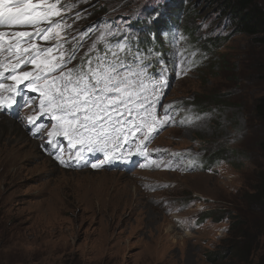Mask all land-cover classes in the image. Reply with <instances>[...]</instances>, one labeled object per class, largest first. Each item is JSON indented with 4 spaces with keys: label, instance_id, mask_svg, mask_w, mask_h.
<instances>
[{
    "label": "rangeland",
    "instance_id": "obj_1",
    "mask_svg": "<svg viewBox=\"0 0 264 264\" xmlns=\"http://www.w3.org/2000/svg\"><path fill=\"white\" fill-rule=\"evenodd\" d=\"M119 1L59 0L61 16L53 18L63 25L56 30L63 37L59 43L65 35L86 42L96 35L90 48L97 49L115 36L144 39L151 29L162 33L180 7L175 0ZM198 1L185 0L188 7L198 3L199 16L180 24L195 33L186 36L178 27L166 37L167 61L157 73L167 84L155 111L162 118L168 109L172 122L150 148L154 160L142 168L130 173L61 168L30 128L47 115L40 103L45 98L28 90L29 81L18 86V95L0 90L5 101L0 123L13 121L28 136L22 141L18 134L0 132V264H210L205 255L225 245L230 227L264 224L254 205L244 203L264 171V125L253 113L255 100L264 95V47L234 35L205 53L208 39L229 36L232 28ZM157 10L162 18L152 19ZM100 11L108 22L93 21ZM16 30L35 33L32 26ZM34 42L47 48L58 40ZM61 52L67 58L71 50L49 56ZM7 57L5 52L0 61L10 63ZM10 73L9 68L5 77ZM159 78L147 75L145 82L151 88ZM1 83L16 87L12 80ZM9 97L15 101L10 108ZM49 159L53 164L46 165ZM211 211L223 220L200 224ZM261 250L264 254V238ZM231 261L219 264H235Z\"/></svg>",
    "mask_w": 264,
    "mask_h": 264
},
{
    "label": "snow or ice",
    "instance_id": "obj_2",
    "mask_svg": "<svg viewBox=\"0 0 264 264\" xmlns=\"http://www.w3.org/2000/svg\"><path fill=\"white\" fill-rule=\"evenodd\" d=\"M58 4L59 0H0V29L14 26L35 28L34 34L29 31L0 30V55L7 52L10 62L0 61V79L12 80L16 85L12 87L0 83V90L7 87L8 91L18 95V86L29 81L26 85L28 90L39 91L45 98L40 102L41 111H47L51 119L57 121L59 131L54 129L56 135H62L70 143H87L89 151L95 150V145L109 159L106 150L109 145L115 151L121 143H131L129 137L135 140L139 134L136 148L146 156L147 142L161 127L172 122L168 109H165L162 118H158L155 111V105L167 84L163 73L159 84L154 83L149 88L144 69L135 71L117 52H111L112 59H108V53L103 57L97 55L95 60L89 55L73 68H68V64L74 59L75 50L67 58L63 52L55 57L49 56L54 50L63 48V44L59 43L63 37L56 31L62 30L63 25L53 19L61 16ZM162 16L163 13L157 10L152 14V19ZM44 22L48 27H38ZM6 36L9 41L5 40ZM37 38L57 39L58 43L54 47L43 48L34 42ZM124 50L122 47L121 51ZM13 59L14 62H11ZM27 65L35 68V74L28 70L18 73L19 68ZM9 68L11 73L5 77V71ZM41 82L43 86H40ZM4 102V98H0V107ZM13 103L15 101L9 97L8 107ZM29 122H33L32 118H29ZM179 123L183 126L186 121ZM54 132H49V137ZM48 143L51 145L54 142L50 139ZM128 152L131 155L132 149L129 148ZM96 166L92 165L94 168Z\"/></svg>",
    "mask_w": 264,
    "mask_h": 264
},
{
    "label": "trees",
    "instance_id": "obj_3",
    "mask_svg": "<svg viewBox=\"0 0 264 264\" xmlns=\"http://www.w3.org/2000/svg\"><path fill=\"white\" fill-rule=\"evenodd\" d=\"M70 1L76 4L79 0ZM123 1L125 0H120L119 4ZM198 2H202L208 9L218 13L220 18H225L232 28L229 36L222 38L218 36L208 39L209 45L203 48L205 53L209 54L218 50L234 35H245L252 38L257 45L264 47V5H262L260 0H199ZM174 3L180 7L173 9V14L166 21L163 32H160V27L151 29L148 31V36L144 39L140 36L128 37L126 35L112 37L97 49H91L90 47L96 35H92L88 42L85 39L72 40V35L70 37L65 35L64 42L60 44H63V48L71 50L69 55L75 50V57L69 62L71 68L80 65L89 55L95 60L97 55L103 57L108 53V59H112L111 52H117L121 59H125L127 63L133 66L135 71H139L143 65H146L142 69L147 75L155 79L159 78L157 66L163 61H167L168 47H166V37L178 27V30H182L181 33L186 34V36L193 35L194 31L188 32L186 26L182 27L180 24L185 20L198 18L199 16L198 3L195 2L190 7L187 4L184 5L185 0H175ZM106 6L104 5V7ZM181 10L184 13L182 12L181 14ZM102 12L94 14L93 21L108 22L103 18ZM134 26L137 27L138 25L135 24ZM197 42L198 39H193V43L197 44ZM122 47L125 49L124 51H121ZM84 55H86L85 59H83ZM253 113L256 120L264 125V95L259 96L255 100ZM261 149L264 153V142L261 144ZM199 165L204 166V163ZM246 199L247 201L244 203L254 205L255 209L259 211V216L264 217V171L258 176L254 193ZM211 218L216 220V222H221L224 217L215 219L214 211L206 212L202 215L199 223H204ZM228 234L232 236L230 238L231 241L230 239L224 240V246L220 245L216 251L205 255L208 263L219 264L232 260L235 264H264V254L261 253L263 251L261 247L262 239L264 238V224L254 228L251 224L242 222L235 227H230Z\"/></svg>",
    "mask_w": 264,
    "mask_h": 264
},
{
    "label": "bare ground",
    "instance_id": "obj_4",
    "mask_svg": "<svg viewBox=\"0 0 264 264\" xmlns=\"http://www.w3.org/2000/svg\"><path fill=\"white\" fill-rule=\"evenodd\" d=\"M1 122H2V121H1ZM6 131H7L8 133L12 132L13 134H18V135H19V139L22 140V141H25L24 139H28V136L26 137V136L24 135V134H25L24 130H21L20 127H19L15 122H13V121H10V122H8V123H4V122L0 123V132H1V133H5ZM26 142H27V141H26ZM30 145H31V148H34L35 150H37V149H36L37 146H36L35 143H31ZM37 151H39V150H37ZM39 152H40V151H39ZM45 164H46V165H47V164L51 165V164H53V163H52L51 160L49 159V160H47V162H45Z\"/></svg>",
    "mask_w": 264,
    "mask_h": 264
},
{
    "label": "clouds",
    "instance_id": "obj_5",
    "mask_svg": "<svg viewBox=\"0 0 264 264\" xmlns=\"http://www.w3.org/2000/svg\"><path fill=\"white\" fill-rule=\"evenodd\" d=\"M158 78H156V80H157Z\"/></svg>",
    "mask_w": 264,
    "mask_h": 264
}]
</instances>
